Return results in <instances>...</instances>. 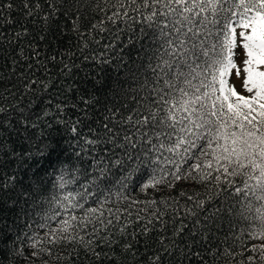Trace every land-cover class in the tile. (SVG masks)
<instances>
[{
	"label": "snow or ice",
	"instance_id": "snow-or-ice-1",
	"mask_svg": "<svg viewBox=\"0 0 264 264\" xmlns=\"http://www.w3.org/2000/svg\"><path fill=\"white\" fill-rule=\"evenodd\" d=\"M45 4L50 10L43 17L47 22L58 13L57 0H45ZM24 7L32 15L42 5L39 0L34 5L25 0ZM115 9L106 17L111 22L140 19V34L131 32L128 46L135 48L139 42V51L151 52L145 78L134 79L139 85L133 93L135 107L127 110V116L119 108L111 109L112 115L96 134L83 138L76 126L83 121L73 122L70 131L78 149L74 158H61L65 149L59 142L45 144L38 154L30 149L9 152L0 142V211L8 202L9 210L19 205L21 211L47 203L52 214L39 227L48 221L57 223L45 232L48 243H83L84 237L74 234L77 229L87 234L93 225L95 234L97 224L102 229L113 223L112 219L105 223L104 211L111 214V210L104 208V201L98 208L86 209V203H96L117 174L121 175L117 185L124 187L131 176H143L151 168L149 182L142 185L147 188L163 184L168 177L196 179L193 173H198L201 181L214 179L217 195L236 201L224 211L235 214L237 205L245 209L242 219L258 228L249 237L264 240V0H116ZM60 14L68 15L67 11ZM98 27L104 31L93 25ZM238 47L246 55L242 69L234 62ZM119 60L126 67L122 55ZM233 74L242 79L249 95L229 83ZM83 103L90 106L94 101L83 99ZM19 115L23 123L27 118L23 112ZM7 116L8 110L0 108V127L11 123ZM194 156L198 162L190 163ZM6 166L9 171H4ZM166 166L173 170L167 171ZM49 185L59 195H49ZM204 206L203 199L195 205L196 209ZM186 214L194 215L195 210L188 209ZM153 215L159 219L163 213ZM7 229L6 223L0 224V264H10L23 247L15 240L9 246ZM25 239L38 248L37 240ZM100 242L89 238L85 246ZM41 251L51 253V248L31 255L37 257ZM252 251L258 255L248 256L249 264L264 262V243L253 244Z\"/></svg>",
	"mask_w": 264,
	"mask_h": 264
},
{
	"label": "trees",
	"instance_id": "trees-1",
	"mask_svg": "<svg viewBox=\"0 0 264 264\" xmlns=\"http://www.w3.org/2000/svg\"><path fill=\"white\" fill-rule=\"evenodd\" d=\"M29 2L34 5L35 0ZM24 3L0 0V108L8 110L7 120L11 121L0 127V142L9 152L30 149L36 154L45 144L59 142L65 149L61 158H74L78 149L70 131L73 122L83 121L76 125L83 138L96 134L112 115L111 109L119 108L127 116L137 99L133 93L139 85L134 79L145 78L151 52L145 55L139 51V42L135 48L128 46L130 33L140 34L138 17L115 22L106 18L116 10V0H57L58 13L47 22L43 17L50 10L45 0H39L42 8L34 9L32 15L27 14ZM65 11L67 16L60 14ZM93 25H100L104 31ZM116 36L119 39L114 40ZM121 55L126 67L120 66ZM104 59L109 62L103 63ZM83 99L94 103L85 105ZM20 112L27 118L23 123H19L23 119ZM176 160L179 162L178 156ZM197 162L195 156L191 158L190 163ZM166 170L173 169L166 166ZM151 175L148 168L143 176L133 175L120 187L116 182L121 175L117 174L96 203H86V209L98 208L104 201V208L111 210V214L104 211L105 223L108 219L113 223L102 229L97 224L95 234L93 225L88 226L87 234L77 229L74 234L83 236V243H48L45 232L57 223L48 221L44 228L39 227L52 214L47 203L43 207L25 206L24 211L19 205L9 210L10 202L6 203L0 211L4 218L0 224L6 223L11 232L9 246L13 240L17 246L23 245L10 264H249L247 257L258 255L252 245L264 240L248 235L258 228L242 219L240 213L247 212L240 205L235 214L224 211L236 201L217 195L214 179L201 181L200 174L193 173L196 179L176 181L168 177L161 185L142 188ZM49 189V195H59L51 185ZM200 199L205 200V206L196 209ZM188 209H194L195 214L187 215ZM154 212L163 216L157 219ZM26 236L38 241L37 249ZM89 238L101 242L86 247ZM48 248L51 253L31 255L34 250ZM97 252L99 256L94 254Z\"/></svg>",
	"mask_w": 264,
	"mask_h": 264
},
{
	"label": "rangeland",
	"instance_id": "rangeland-1",
	"mask_svg": "<svg viewBox=\"0 0 264 264\" xmlns=\"http://www.w3.org/2000/svg\"><path fill=\"white\" fill-rule=\"evenodd\" d=\"M238 49V48H236ZM246 58L245 55V51L244 49H242L240 55H236V57H234V62L238 65L239 68H243V60ZM241 76H243V73L241 72ZM231 81H232V85H235L236 90L240 93H244L246 92L243 88H242V79H238L235 74H233L231 76Z\"/></svg>",
	"mask_w": 264,
	"mask_h": 264
}]
</instances>
